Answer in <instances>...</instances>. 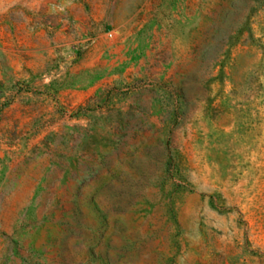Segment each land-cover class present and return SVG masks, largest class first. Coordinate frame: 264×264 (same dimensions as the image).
Returning <instances> with one entry per match:
<instances>
[{"label": "rangeland", "instance_id": "1", "mask_svg": "<svg viewBox=\"0 0 264 264\" xmlns=\"http://www.w3.org/2000/svg\"><path fill=\"white\" fill-rule=\"evenodd\" d=\"M0 264H264V0H0Z\"/></svg>", "mask_w": 264, "mask_h": 264}, {"label": "built area", "instance_id": "2", "mask_svg": "<svg viewBox=\"0 0 264 264\" xmlns=\"http://www.w3.org/2000/svg\"><path fill=\"white\" fill-rule=\"evenodd\" d=\"M108 34H109V36H112V32H111V31H109V30H108Z\"/></svg>", "mask_w": 264, "mask_h": 264}]
</instances>
